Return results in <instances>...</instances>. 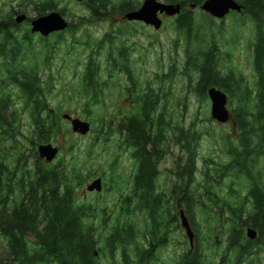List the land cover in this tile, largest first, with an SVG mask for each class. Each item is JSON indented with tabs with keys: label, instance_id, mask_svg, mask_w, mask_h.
Segmentation results:
<instances>
[{
	"label": "trees",
	"instance_id": "obj_1",
	"mask_svg": "<svg viewBox=\"0 0 264 264\" xmlns=\"http://www.w3.org/2000/svg\"><path fill=\"white\" fill-rule=\"evenodd\" d=\"M28 1L37 15L53 9L65 15V9L57 8L55 0ZM164 1L181 5L171 24L177 36L184 40V70L193 92L206 98L207 88L215 86L229 93V102L237 96V105L231 113L240 132L238 146L226 151L230 159L224 165L220 164L218 177H211L206 159H203L204 169L200 172L206 183L204 187L215 199L209 197L210 207L204 201L201 205L213 207L219 217L227 212L224 220L230 222L226 244L228 264H247L249 256H258L261 251L264 254V181L253 171V144L260 152L264 143V0H237L243 6L238 18L242 22L249 20L253 28L250 45L255 74L254 99L250 98V87L241 74L236 75L231 70L224 72L220 67L214 32L216 22L203 11L197 17L190 8V3L199 7L203 0ZM82 3L87 14L77 21H69L65 30L54 32L51 41L49 37L41 36L39 47L34 46L33 35L27 28L21 35L16 33L19 25L13 14L19 10L0 15V236L5 242L0 264H99V254L108 255L114 261L115 253H119L121 264H153L157 249L165 244L168 229L174 221L173 210L162 203L165 192L156 188L157 163L164 154L166 126L162 111L158 113L159 95L148 85L141 88L131 66L128 47L114 45L113 38L117 39L124 31H107L94 44L83 43L74 37L67 42L64 37L67 31L74 36V31L83 24L106 19L109 15L111 20L117 16L121 19L140 2L82 0ZM224 18L217 26L223 25ZM74 42L88 49L81 75L72 88L77 99H83L82 110L86 117L90 116L95 104L104 102L106 81L102 80V65L98 60L101 50H106V62L111 68L124 74L128 82L125 90L132 94L134 101V110L119 119L101 114L87 146L89 157L95 146H105L109 133L115 130L123 135V150H128L129 157L137 164L132 189L120 202L121 212L104 235L101 230L106 228V221L92 222L96 216L92 205L86 201L77 202L75 196L76 187L86 177L83 170L78 166L67 168L61 158L56 163L46 162L36 150L39 143L55 140L61 130L59 109L51 107L49 100L53 88L48 82L51 78L48 75V79H44L43 69L49 67L59 44L64 43L68 51L74 48ZM18 102L20 106L16 105ZM24 116L30 124L29 138L19 143L17 135L21 132ZM91 121L94 124V120ZM64 129L71 133L68 127ZM196 142L195 133L185 146L186 157L169 172L184 181L183 189L181 184L176 188L183 195L184 213L189 223L198 229L195 203L200 195L194 186L200 169L197 167ZM74 146L71 142L68 150ZM228 171L243 178L247 185L245 199L237 206L220 203V198L211 191L212 182H219ZM138 213L146 215L141 225L138 224ZM245 226L257 231L256 238L243 235ZM197 234L193 249L185 254L181 264H203V248Z\"/></svg>",
	"mask_w": 264,
	"mask_h": 264
},
{
	"label": "rangeland",
	"instance_id": "obj_2",
	"mask_svg": "<svg viewBox=\"0 0 264 264\" xmlns=\"http://www.w3.org/2000/svg\"><path fill=\"white\" fill-rule=\"evenodd\" d=\"M55 1L57 8L65 9L64 17L69 21H77L79 17L87 14V9L82 0ZM138 1L141 2L142 0ZM13 10H19L18 13L26 14L28 19L37 16L28 0H0V15H7ZM193 10L197 17L202 13L199 7H195ZM18 13L13 14V18ZM239 15L240 13L231 11L225 16L221 26H217L220 19L212 17L216 22L214 32L220 55L219 63L224 72L231 70L236 75L241 74L245 78V82L250 87V98L254 99L255 74L252 67L250 45L253 41V28L249 20L242 22L238 18ZM173 17L162 16V25L160 28L154 29L143 22L125 21L118 16L111 20L109 15L106 19L83 24L74 31V36L67 31L64 33V37L67 42L73 40L74 37L75 40L83 43L94 44L107 31L123 30L124 32L120 37L113 38L114 45L123 44L128 47L127 52L130 55L131 66L141 88H146L148 85L158 92V113L162 111L166 126L164 154L157 163L156 188L158 191L165 192L162 203L173 210L174 221L168 229L170 232L165 244L157 249L156 260L153 264H179V262L181 264L185 254L193 249L197 233L203 248V264H228L230 259L229 254L226 253V244L230 232V222L224 220L228 214L226 212L223 217H219L216 214L217 210L213 207L207 208L211 204V200L208 199L211 197L215 199V196L207 192L208 190L204 187L206 183L200 171L204 169L203 159H206L211 177H218L217 170L220 168V164L224 165L230 159L226 151L236 145L238 146L240 132L233 120L225 123L214 120L210 115V100L207 94L206 98H200L189 86L188 74L184 70V40L182 37H178L173 29L171 24ZM28 19L17 22L19 25L17 34L21 35L25 28L30 30ZM31 34L33 35L34 46L39 47L41 35L39 33ZM52 34L47 36L50 41L54 39ZM74 44V48L68 51L64 43L59 44L54 56L48 63L49 67L43 69V65H39L43 69L44 79H48V75H50L51 81L48 80V82L53 86L49 95L50 105L59 109L58 116L61 118L59 120L61 130L57 138L51 141L59 147V153L49 162L56 163L61 158L67 168L78 166L83 170L86 177L82 184L76 187L75 196L77 202L86 201L92 205L96 215L92 222L99 224L101 220L102 222L103 220L106 221V228L101 230L104 235L110 231L114 218L121 212L120 202L132 189L137 164L129 157L128 150H123V135L115 130L109 133L105 146H95L89 157L87 156V146L95 134L94 130L99 124L98 118L101 114L111 115L114 119H119L127 112L134 110V101L132 94H128L125 90L128 82H126L124 74L111 68V65L106 62V50H101L98 60L102 65V80L106 81V87L103 91L104 102L95 104L90 116L86 117L82 110L83 99H77L76 91L72 88L81 75L88 49L76 42ZM191 75L193 78L195 77L194 72ZM226 94L229 93L226 92ZM252 101L251 103H253ZM16 105L20 106V103L18 102ZM236 105L237 96L229 102L228 95L227 106L229 110L232 111ZM62 113H70L73 116L88 120L91 123L90 131L85 135L67 133L64 128L70 129V123L61 117ZM91 120H94V124ZM20 131L17 138L19 143H22L25 142V138H29L28 132H30V124L25 116ZM195 133L197 134V167L200 170L196 174L194 188L197 187L200 199L195 203V216L199 226L198 229L191 226L194 232L193 247L191 248L185 229L181 226L179 219V210H185V204L183 195L181 196V192L176 186L181 184L183 189L184 181H179L177 176L169 171H174L177 168V162L186 157L185 146L190 136ZM71 142H74L75 146L69 151L68 146ZM253 146L255 148L253 150L255 160L253 171L260 175L264 181V143L260 152L254 144ZM29 162L31 163V159ZM19 164H21V160L18 162ZM97 176L102 178V190L100 192L87 191L85 186ZM172 188L174 189L173 193H171ZM211 191L220 198V203L225 202L237 206L238 202L245 199L247 185L243 178L228 171L221 176L219 182L215 180L212 182ZM201 201H204L206 208L202 207ZM137 215L138 224L141 225L146 215L140 213ZM246 228L247 226L244 227L243 232L245 237ZM99 232L100 230L96 231L97 234ZM4 248L5 242L0 236V255L3 254ZM249 257L247 264H264L262 251L258 253V256L253 254ZM99 264H121L119 253H115L114 261L108 255L99 254Z\"/></svg>",
	"mask_w": 264,
	"mask_h": 264
},
{
	"label": "water",
	"instance_id": "obj_3",
	"mask_svg": "<svg viewBox=\"0 0 264 264\" xmlns=\"http://www.w3.org/2000/svg\"><path fill=\"white\" fill-rule=\"evenodd\" d=\"M195 6V3H190L191 9H194ZM199 8L213 18L222 19L231 11L240 12L243 6L237 0H203ZM180 10L181 5L179 3L142 0L137 8L126 11L122 18L128 21H140L158 29L162 25V16H175L179 14ZM25 19L28 17L24 13H18L15 16L16 22ZM29 23L31 33H39L41 36L47 37L51 33L65 30L69 25V20L57 9H53L30 18ZM207 96L210 100V115L214 120L225 123L232 119V113L227 106L228 96L226 92L215 86H210L207 88ZM61 116L70 123V129L73 133L85 135L90 131L91 124L88 120L69 113H62ZM36 150L38 156L46 162L52 161L59 153V147L51 142L39 143ZM85 189L87 191H101L102 178L100 176L95 177L85 186ZM179 219L192 248L194 232L183 209L179 210ZM246 235L250 239L256 238L257 231L252 227H247Z\"/></svg>",
	"mask_w": 264,
	"mask_h": 264
},
{
	"label": "flooded vegetation",
	"instance_id": "obj_4",
	"mask_svg": "<svg viewBox=\"0 0 264 264\" xmlns=\"http://www.w3.org/2000/svg\"><path fill=\"white\" fill-rule=\"evenodd\" d=\"M94 179V178H93ZM181 201V200H180Z\"/></svg>",
	"mask_w": 264,
	"mask_h": 264
}]
</instances>
